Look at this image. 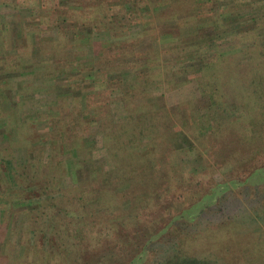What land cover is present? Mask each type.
Listing matches in <instances>:
<instances>
[{
    "label": "trees",
    "instance_id": "obj_1",
    "mask_svg": "<svg viewBox=\"0 0 264 264\" xmlns=\"http://www.w3.org/2000/svg\"><path fill=\"white\" fill-rule=\"evenodd\" d=\"M149 1L155 7L162 2L172 4L171 0ZM130 38L138 39L107 37L97 44L94 57L84 60L80 59L83 53L74 47L66 54L59 49L52 53L54 57L45 58L44 50L62 43L55 44V39L39 42L40 58L46 63L41 70L39 58L25 65L24 49L15 47L14 55L3 56L4 65L13 72L20 74L31 67V72H40L43 79L34 81L38 84L33 91L34 102L21 100L7 111L0 106V129L6 131L0 138V243L9 233V218L15 206H32L23 212L21 233L11 230L0 253V264H115V251L119 249L109 247L113 227L104 215L118 209L125 214L128 201L115 199L114 184H141L158 172L160 161L166 183L180 176V165L173 164L178 151L167 145L165 137L175 134V121L183 123L184 105L162 106L158 98L181 86L175 78L182 72L175 69L184 64L179 55L169 54L180 50L184 37L165 39L161 49L156 50L155 62L148 61L146 66L123 60L130 49L121 46ZM195 38L199 43L195 49H201L187 62L194 68L190 83L200 97L210 95L211 105H222L228 119L211 132L207 131L211 125L207 117L191 119L188 127L194 141L207 150L219 144L220 150L213 155L225 164L239 165L236 174L222 184L227 191L231 192L229 185L233 182H255L260 187L264 184V43L259 37L251 41L240 37V42L228 51L219 47L220 37ZM247 55L252 59L249 64L242 60ZM11 72L0 69V90ZM63 72L78 91L74 98H59V90L66 83L65 77L59 81ZM131 72H136L132 76L137 78L127 83ZM56 81L59 89H46ZM223 90L232 95L230 105L223 103ZM5 100L0 98V102ZM188 102L193 111V101ZM93 136L102 138L114 167L109 171L94 167L91 179L81 181L69 166L77 169L88 159L91 150L81 145V140ZM224 138L225 142L221 141ZM114 140L119 146L112 153ZM137 145L147 149L141 153L135 149ZM162 150L169 156L159 158ZM183 217L186 215L177 220ZM122 218L118 220L120 227L125 225ZM99 225L102 229L92 237L104 236L106 243L97 249L88 241V234L92 235ZM81 229L86 233H80ZM114 238L125 240L124 236Z\"/></svg>",
    "mask_w": 264,
    "mask_h": 264
},
{
    "label": "rangeland",
    "instance_id": "obj_2",
    "mask_svg": "<svg viewBox=\"0 0 264 264\" xmlns=\"http://www.w3.org/2000/svg\"><path fill=\"white\" fill-rule=\"evenodd\" d=\"M171 2L168 5L162 2L155 7L149 0H0V69H10L13 74V68L4 65L3 56L4 53L9 56L23 38L20 49H24L25 57H33L36 52L41 55L39 42L55 39V44L61 41L62 46L44 50L45 58L54 57L52 53H58L59 49L66 54L74 47L83 53L80 59L84 60L93 58L97 44L107 37H138L137 40H126L129 43L121 46L130 49L123 60L146 66L148 61L155 62L165 39L184 37L180 50L169 54L179 55L184 64L175 69V72H182L175 78V83L181 86L174 91L167 90L158 98L162 106L184 105L183 123L175 121V134L165 137L167 145L178 151L173 164L180 165V176L166 183L163 180L164 164L160 161L158 172L151 173L145 182L114 184L115 199L127 200L128 205H124L125 214L118 209L104 215L111 219L109 225L113 227L109 247L119 249L115 251L113 261L115 264H264V184L258 187L255 182L249 185L233 182L229 185L231 192L227 191V186H222L236 174L239 165L225 164L213 155L220 150L219 144H214V150L201 147L194 141L188 126L191 119L205 116L213 126L208 123L207 131L211 132L228 118L222 105H211L210 95H198L190 83L194 68L187 63L192 54L201 49H195L199 44L195 37H220L219 47L228 51L240 42V37H246L247 41L259 37L263 44L264 0ZM26 37L30 42L33 40V49ZM114 54L112 50L111 55ZM44 60L39 62L40 70L46 64ZM242 60L249 64L252 59L247 55ZM76 66L80 70V66ZM134 73L128 76L130 81L127 83L137 78L132 76ZM62 77L59 81L65 77L66 83L59 90V98H74L78 91L70 86L65 72ZM51 84L52 90L59 89L56 82ZM222 95L224 105L233 102L229 91L223 90ZM189 100L194 103L193 111ZM223 140L225 142V138ZM81 145L91 150L88 159L77 169L68 165L79 180H90L94 167L107 171L114 167L100 136L85 137ZM112 146L114 153L118 150V141L114 140ZM135 147L141 153L147 149ZM165 154L169 156L166 151L158 152L159 158ZM134 170H131L133 175L136 174ZM30 207L25 203L15 206L9 218V233L0 243V253L11 230L17 231L18 235L21 233L23 212ZM182 214L186 217L177 220ZM121 218L125 224L122 227L118 225ZM100 229L101 225L92 235L88 234V241L97 249L106 243L104 236L101 239L92 237ZM85 230L81 229L80 233H86ZM115 236H124L125 240H117Z\"/></svg>",
    "mask_w": 264,
    "mask_h": 264
},
{
    "label": "crops",
    "instance_id": "obj_3",
    "mask_svg": "<svg viewBox=\"0 0 264 264\" xmlns=\"http://www.w3.org/2000/svg\"><path fill=\"white\" fill-rule=\"evenodd\" d=\"M28 38V43L30 42V38ZM24 43V38L19 41V43H17L16 48H20L23 46ZM33 46V40L30 42L29 47L32 48ZM29 48V49H31ZM33 49V48H32ZM17 50H12V52H10L9 56L14 55V53ZM3 56V55H2ZM4 56H6V53H4ZM30 58V59H28ZM39 58V62L41 61L40 55L38 52H36L33 57H25V65H28L29 62L33 63V62H38L34 59ZM38 62V63H39ZM39 65L41 66V64L39 63ZM32 68H26L23 70V72H21L20 74H17L15 72H13V74H11L10 78H8V81L6 80L3 88L0 90V98L3 99V97H6V100L3 102H0V106L5 108V111L9 110L10 108H14L17 104L18 101H29V102H34V96H33V91L35 90V86H37L38 84H34V81H36L37 79L42 80L43 78V74L36 73L35 75L31 72ZM35 71H37L35 69ZM12 78V79H11ZM17 79L16 83L14 82V80ZM9 82V83H8ZM60 83V82H59ZM10 84V86H8ZM57 84V81H56ZM51 85H46V89H51L53 87H51ZM5 129L1 128L0 129V138H3L5 136Z\"/></svg>",
    "mask_w": 264,
    "mask_h": 264
}]
</instances>
